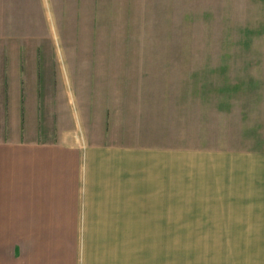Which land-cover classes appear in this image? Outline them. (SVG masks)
Segmentation results:
<instances>
[{"label": "rangeland", "instance_id": "rangeland-1", "mask_svg": "<svg viewBox=\"0 0 264 264\" xmlns=\"http://www.w3.org/2000/svg\"><path fill=\"white\" fill-rule=\"evenodd\" d=\"M121 81L172 86L159 90L179 97L180 148L190 142L191 105L197 145L264 146V0H0V140L27 139V109L37 115L32 139H52L61 119L77 131L83 93L97 97L99 84ZM33 196L0 195V264L22 250L12 240L32 234L24 204ZM172 205L164 226L150 220L159 208L141 209L130 264H204L203 195L181 194ZM29 221L38 223L33 214Z\"/></svg>", "mask_w": 264, "mask_h": 264}, {"label": "crops", "instance_id": "crops-1", "mask_svg": "<svg viewBox=\"0 0 264 264\" xmlns=\"http://www.w3.org/2000/svg\"><path fill=\"white\" fill-rule=\"evenodd\" d=\"M115 84H99L97 97L85 91L80 128L68 132L61 119L51 141L46 131L32 139L37 115L27 109L26 126L19 88H10L12 121L18 128L23 120L27 139L0 140V195H34L24 204L32 234L12 240L22 250L11 262L130 264L141 209L159 208L150 220L164 226L165 204L185 194L203 195L204 264H264V146L197 145L191 105L190 142L180 148L179 97L159 90L172 86Z\"/></svg>", "mask_w": 264, "mask_h": 264}]
</instances>
